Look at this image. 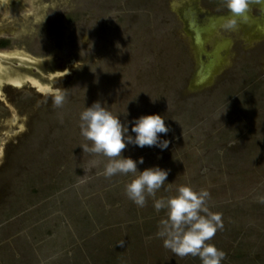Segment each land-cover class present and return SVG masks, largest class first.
I'll return each instance as SVG.
<instances>
[{
	"label": "rangeland",
	"instance_id": "rangeland-1",
	"mask_svg": "<svg viewBox=\"0 0 264 264\" xmlns=\"http://www.w3.org/2000/svg\"><path fill=\"white\" fill-rule=\"evenodd\" d=\"M228 16L220 0H0V264H201L157 235L154 201L180 186L210 193L222 264H264V0L234 32ZM97 101L170 128L167 150L122 153L170 170L143 208L135 177L105 178L80 148Z\"/></svg>",
	"mask_w": 264,
	"mask_h": 264
},
{
	"label": "clouds",
	"instance_id": "clouds-1",
	"mask_svg": "<svg viewBox=\"0 0 264 264\" xmlns=\"http://www.w3.org/2000/svg\"><path fill=\"white\" fill-rule=\"evenodd\" d=\"M250 2L220 0L221 6L229 13L221 29L234 32L240 23L246 22L245 13ZM66 94L67 90L64 89L53 94L55 108L64 106ZM128 115L126 112L124 116ZM78 119L80 135L88 142L80 148L93 156L106 158L107 163L103 168L105 178L129 174L135 177L125 185V195L137 207L143 208L146 198H154L166 184L170 170L152 166L138 171V165L144 164V158L133 160L122 153L129 146L156 148L160 152L167 150L171 141L165 137L170 128L166 126L164 116L142 115L122 122L119 116H114L97 101L90 107L84 106ZM98 163L96 159L89 162L90 167H96ZM209 197L207 190L197 191L190 186H180L176 189V195L156 199L154 209L157 212L166 210V218L161 221L157 235L162 239L163 247L176 256L196 257L201 264H222L225 253L208 243L223 228L221 214L211 213L206 207Z\"/></svg>",
	"mask_w": 264,
	"mask_h": 264
},
{
	"label": "flooded vegetation",
	"instance_id": "flooded-vegetation-1",
	"mask_svg": "<svg viewBox=\"0 0 264 264\" xmlns=\"http://www.w3.org/2000/svg\"><path fill=\"white\" fill-rule=\"evenodd\" d=\"M209 59V58H208ZM208 59H207V61H206V63H204L203 65H201V68H200V72L199 73H202L203 71H204V69H205V66H206V64H207V62H208ZM39 90V89H38ZM40 91V90H39ZM48 91H50L49 90V88H48V90H46V91H44V92H42V93H47Z\"/></svg>",
	"mask_w": 264,
	"mask_h": 264
},
{
	"label": "water",
	"instance_id": "water-1",
	"mask_svg": "<svg viewBox=\"0 0 264 264\" xmlns=\"http://www.w3.org/2000/svg\"><path fill=\"white\" fill-rule=\"evenodd\" d=\"M28 83V85L32 88V89H36V87H34L32 84H31V82H27ZM4 84V83H3ZM10 87H12V88H18L17 86H14V85H12V84H10L9 85ZM47 94H48V92H47Z\"/></svg>",
	"mask_w": 264,
	"mask_h": 264
}]
</instances>
